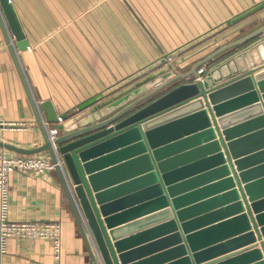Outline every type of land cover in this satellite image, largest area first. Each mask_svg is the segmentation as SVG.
Here are the masks:
<instances>
[{
  "label": "water",
  "instance_id": "water-1",
  "mask_svg": "<svg viewBox=\"0 0 264 264\" xmlns=\"http://www.w3.org/2000/svg\"><path fill=\"white\" fill-rule=\"evenodd\" d=\"M0 27L44 138L0 147L56 162L58 124L56 172L90 264H264V2L63 115L31 92L12 0Z\"/></svg>",
  "mask_w": 264,
  "mask_h": 264
},
{
  "label": "crops",
  "instance_id": "crops-1",
  "mask_svg": "<svg viewBox=\"0 0 264 264\" xmlns=\"http://www.w3.org/2000/svg\"><path fill=\"white\" fill-rule=\"evenodd\" d=\"M12 2L29 43L18 57L31 92L38 103L50 101L63 115L264 0ZM0 47V141L41 147L44 138L1 27ZM10 220L60 223L62 251L57 257L51 241L13 238L0 264H90L57 172L48 178L12 174Z\"/></svg>",
  "mask_w": 264,
  "mask_h": 264
},
{
  "label": "built area",
  "instance_id": "built-area-1",
  "mask_svg": "<svg viewBox=\"0 0 264 264\" xmlns=\"http://www.w3.org/2000/svg\"><path fill=\"white\" fill-rule=\"evenodd\" d=\"M1 51V47H0ZM205 68H200V74H206ZM13 129L25 130L24 124L7 125ZM60 135L58 128L48 129V138L52 149L57 157L54 162L51 155H15L8 149L0 147V255L7 252L8 243L13 238L28 241L46 240L51 241L56 250L57 257L62 251V225L60 223H18L10 220L11 209V176L14 173H21L29 176L50 177L57 168L63 170L64 163L58 151L56 139Z\"/></svg>",
  "mask_w": 264,
  "mask_h": 264
},
{
  "label": "rangeland",
  "instance_id": "rangeland-1",
  "mask_svg": "<svg viewBox=\"0 0 264 264\" xmlns=\"http://www.w3.org/2000/svg\"><path fill=\"white\" fill-rule=\"evenodd\" d=\"M262 22H257L254 26H249L247 28H245L244 30H242L241 34H239V36H237L236 38H234V40H237L245 35H247L248 33L252 32L253 30H255L257 27H259L261 25ZM233 40V41H234Z\"/></svg>",
  "mask_w": 264,
  "mask_h": 264
}]
</instances>
